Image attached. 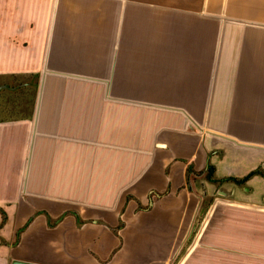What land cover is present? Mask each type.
Here are the masks:
<instances>
[{"label":"crops","instance_id":"obj_1","mask_svg":"<svg viewBox=\"0 0 264 264\" xmlns=\"http://www.w3.org/2000/svg\"><path fill=\"white\" fill-rule=\"evenodd\" d=\"M0 16L6 90L34 80L0 104V264L165 262L186 207L264 200V0H0Z\"/></svg>","mask_w":264,"mask_h":264},{"label":"rangeland","instance_id":"obj_2","mask_svg":"<svg viewBox=\"0 0 264 264\" xmlns=\"http://www.w3.org/2000/svg\"><path fill=\"white\" fill-rule=\"evenodd\" d=\"M33 81L13 94L5 87L14 82L0 76V104L28 101ZM214 196L185 208L174 253L165 262L151 264H264V200L244 206L217 192Z\"/></svg>","mask_w":264,"mask_h":264},{"label":"water","instance_id":"obj_3","mask_svg":"<svg viewBox=\"0 0 264 264\" xmlns=\"http://www.w3.org/2000/svg\"><path fill=\"white\" fill-rule=\"evenodd\" d=\"M11 264H38V263H33V262H27L19 259H15L12 261Z\"/></svg>","mask_w":264,"mask_h":264},{"label":"trees","instance_id":"obj_4","mask_svg":"<svg viewBox=\"0 0 264 264\" xmlns=\"http://www.w3.org/2000/svg\"><path fill=\"white\" fill-rule=\"evenodd\" d=\"M253 172V170L252 171H250L248 174H246L245 176H243V179L244 178H246L250 173H252Z\"/></svg>","mask_w":264,"mask_h":264}]
</instances>
